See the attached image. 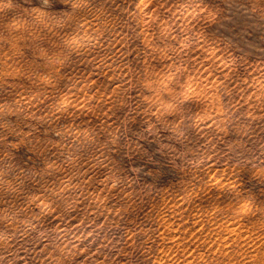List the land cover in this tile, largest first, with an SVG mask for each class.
<instances>
[{"label": "rangeland", "instance_id": "374dc122", "mask_svg": "<svg viewBox=\"0 0 264 264\" xmlns=\"http://www.w3.org/2000/svg\"><path fill=\"white\" fill-rule=\"evenodd\" d=\"M0 264H264V0H0Z\"/></svg>", "mask_w": 264, "mask_h": 264}, {"label": "bare ground", "instance_id": "6f19581e", "mask_svg": "<svg viewBox=\"0 0 264 264\" xmlns=\"http://www.w3.org/2000/svg\"><path fill=\"white\" fill-rule=\"evenodd\" d=\"M45 205H46V204H45ZM46 206H48V205H46ZM46 206H45V208H46ZM49 206H50V205H49ZM51 207H52V206H51ZM48 208H49V207H48ZM51 209H54V208H51ZM49 212H50V211H49L48 209H45V210H44V213H49ZM51 214H52V212H51ZM46 215H47V214H46ZM46 215H45V216H46Z\"/></svg>", "mask_w": 264, "mask_h": 264}]
</instances>
